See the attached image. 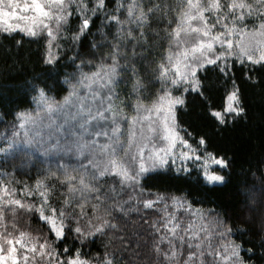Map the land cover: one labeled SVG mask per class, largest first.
I'll return each mask as SVG.
<instances>
[{"label": "snow or ice", "instance_id": "obj_1", "mask_svg": "<svg viewBox=\"0 0 264 264\" xmlns=\"http://www.w3.org/2000/svg\"><path fill=\"white\" fill-rule=\"evenodd\" d=\"M253 17L259 23L249 27ZM18 34L43 42L37 62L47 67L9 77L23 75L15 90L35 108L4 113L13 123L0 133V154L19 165L0 172V264H132L126 253L142 260L144 248L153 264H264V233L256 232L259 245L245 240L252 229L242 213L240 226L215 221L223 243L213 244L205 224L182 221V212L203 216L191 212L190 193L142 197L175 181L225 182L231 161L219 140L247 117L245 87H264V0H0V35L22 47ZM158 45L159 58L149 60ZM153 82L160 88L149 99ZM121 84L130 86L123 97ZM64 85L57 102L49 93ZM12 90L0 84V100ZM37 154L55 156V170L32 175ZM73 154L82 158L75 165L66 159ZM133 214L150 230L143 245L122 227ZM33 220L42 228L35 234ZM98 241L103 251H84Z\"/></svg>", "mask_w": 264, "mask_h": 264}, {"label": "trees", "instance_id": "obj_2", "mask_svg": "<svg viewBox=\"0 0 264 264\" xmlns=\"http://www.w3.org/2000/svg\"><path fill=\"white\" fill-rule=\"evenodd\" d=\"M153 2H160V0H153ZM163 3L175 5L179 3V0H163ZM174 17L175 13L173 12L172 18L174 19ZM256 22L257 19L255 18L246 21L249 27ZM153 23L155 25L156 22L154 21ZM21 38L23 39L22 47L17 46L11 38H5L3 35H0V84H9L13 89L7 93V101L0 100V133L11 132L10 125L13 123V116H5L4 113L6 111L15 113L17 109L32 110L34 107L30 95L28 101L21 104L20 101L24 99L23 94L15 90L23 80V75L18 77L15 83L10 82L9 77H16L17 70L22 69V66H26L29 78L33 75L39 76L44 73L47 67L37 62L38 56L43 52V42L30 39L27 36H23V34H18L17 39ZM161 43L163 44V49H166L167 42L162 41ZM163 49L158 45L157 49L153 51L148 59H158ZM64 52L65 49L62 48L61 54L63 55ZM68 54L71 55L70 52ZM30 60L31 62H29ZM13 64H15V67H13ZM152 67H155V65H152ZM67 71H71V69H67ZM235 74L237 77L242 76L241 65H236ZM148 88L150 91H146L144 96L151 99L159 91L160 85L158 82H153L148 85ZM64 89L59 94L53 91L49 95H55L57 102H60L63 96L67 94L68 86L64 85ZM117 91L123 97L125 93L130 91V86L121 84ZM245 101L247 103V117L239 119L235 126L230 128L219 140V146L224 149L222 154H227L231 161L230 167L223 171L226 177L223 184L204 187L195 184L189 185L182 181H175L168 185L152 187L150 191L143 192L142 197L155 198L158 192L166 197L174 195L182 196L185 193H190L188 199L193 202V209L205 213L214 211L219 214L218 217L211 216L214 221L217 219H228L229 223L234 227L240 226L237 217L242 213L243 221L247 223L246 226L252 229V235L246 234L244 239L250 243L259 245V237L256 235V232L264 233V87L247 85L245 87ZM145 102L147 103L148 101L146 100ZM213 102L219 106L222 102L221 96L216 95ZM127 110L130 111L131 109L129 108ZM184 119H187V117H184ZM37 156L39 158H33L35 160V168L31 170L32 175H35L37 171L47 170L50 164L53 170H55V156L48 158H44L39 154ZM44 159L48 162L41 163L40 160ZM66 159L75 165L82 158L73 154L70 157H66ZM13 165H19V159L5 162L3 158L0 161V172L5 170L12 171ZM16 178L22 180L26 177L22 171H17ZM108 183H113L112 177H108ZM148 183L151 184L154 182L149 181ZM63 199L64 194H59L54 197L53 202L59 206ZM245 201L246 203L244 204ZM21 223H24L23 219H21ZM27 226L34 234L42 230L41 225L34 220L28 221ZM122 227L129 238L133 241H139L141 245L150 239L148 225L135 214L126 218L122 223ZM104 239L108 240L109 237H105ZM114 243L118 249L119 240H115ZM132 247H135V244ZM84 251L95 256L98 251H103V244L98 241L89 248H85ZM143 251L148 253V258L142 260L137 259L131 251L126 253V255L131 257L132 264H153L148 248H144ZM186 253L183 256H186Z\"/></svg>", "mask_w": 264, "mask_h": 264}, {"label": "rangeland", "instance_id": "obj_3", "mask_svg": "<svg viewBox=\"0 0 264 264\" xmlns=\"http://www.w3.org/2000/svg\"><path fill=\"white\" fill-rule=\"evenodd\" d=\"M253 18H255V19H257V22L256 23H254V24H258L259 23V19L258 18H256V17H253ZM249 19H251V18H249ZM248 19V20H249ZM247 20V21H248ZM253 24V25H254ZM237 39H239V40H241L242 42H244V41H247V39H248V37L246 36V35H244V36H240V37H237ZM86 70V69H85ZM87 71V70H86ZM35 108V104H34V107H33V109ZM130 114H131V110L129 111V110H127ZM0 146H4V141H3V139H0ZM3 159V154H0V161ZM118 186V185H117ZM197 211H199L200 213H202L203 214V216H196V215H192V214H189V213H187V212H182L181 213V218H182V221H183V223L185 224V225H187L189 222H192V223H194L195 225H200V224H205L206 226H207V229H208V231L209 232H211V233H213V235L210 237V239H211V242L213 243V244H220V243H223V241H220L219 240V237H218V234L216 233V228H217V225H216V223H215V221H214V219L211 217V216H208L207 214L208 213H205V212H202V211H200V210H195V209H193L192 208V210H191V212L192 213H195V212H197ZM185 252H187V249L185 248V251H184V253ZM211 258H209V260H210Z\"/></svg>", "mask_w": 264, "mask_h": 264}]
</instances>
